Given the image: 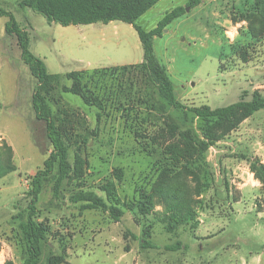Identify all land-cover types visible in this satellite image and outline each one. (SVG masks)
Returning <instances> with one entry per match:
<instances>
[{
  "label": "rangeland",
  "instance_id": "1",
  "mask_svg": "<svg viewBox=\"0 0 264 264\" xmlns=\"http://www.w3.org/2000/svg\"><path fill=\"white\" fill-rule=\"evenodd\" d=\"M20 1L0 0V7L12 12L28 29L31 50L45 61L49 72L62 74L54 91L59 100L55 107L73 109L77 120L74 133L89 136L83 153L90 165L82 185L65 180L55 196L57 170L43 184L37 204L39 219L47 220L51 231L41 264L50 255L62 253L67 257L63 264H264V188L261 183L259 188L253 187L255 177L250 171L253 158L264 163V109L211 146L191 167L198 172L203 188L195 229L186 224L177 233L168 232L162 205L147 216L136 206L126 208L120 221L100 209L83 210L71 196L80 189L98 191L102 183L114 179L117 167L125 172L120 184L122 197L133 198L137 183L150 187L162 154L154 145L146 149L144 143L133 140L123 111L108 108L98 119L97 107L64 92L62 85L70 84L65 75L74 70L139 63L144 59L143 46L130 23L93 25L104 30L89 24L63 26L50 23L31 8L20 7ZM188 2L160 0L137 21L150 30L168 11L186 7V13L154 39L177 98L188 107L208 104L216 108L242 98L249 100L255 90L264 93V34L253 36L244 20L255 0H202L195 7ZM8 20L0 15V136L12 145L17 170L0 179V264H23L17 238L10 241L8 236L18 232L20 219L15 215L27 210L32 176L43 167L52 144L45 122L36 117L33 106L36 78L22 60L16 38L6 31ZM122 82L130 85L127 76ZM134 83L138 85L137 79ZM154 100L165 109L166 119L162 110H151L152 118L144 130L149 137L157 134L165 121L201 134L192 112L174 108L157 95ZM74 153L71 146V161ZM187 181L191 188L197 185L192 175ZM143 240L151 245L144 247ZM178 241L183 248H169Z\"/></svg>",
  "mask_w": 264,
  "mask_h": 264
},
{
  "label": "trees",
  "instance_id": "2",
  "mask_svg": "<svg viewBox=\"0 0 264 264\" xmlns=\"http://www.w3.org/2000/svg\"><path fill=\"white\" fill-rule=\"evenodd\" d=\"M160 0H21L22 8H31L44 15L52 23L63 26L88 25L102 22L123 21L130 23L137 30L143 50L144 59L140 63L128 66L99 67L68 72L65 77L69 85H62L64 92H70L81 97L87 106H95L100 111L116 108L123 111V118L132 129V138L136 143L147 146L154 145V150L161 149L160 163L156 168V175L150 182V187L144 183L136 184V194L133 198L122 197L120 184L125 179L124 168L114 169V179H109L99 186V190H84L71 196L73 203H80L81 209H100L108 212L115 221H120L125 209L135 206L143 215L151 214L157 205L164 206V217L167 219L166 229L170 233H177L180 226L191 224L198 227L199 220L196 206L199 203L202 189L198 172L194 171L198 160L218 141L225 138L239 127L255 112L264 109V93L255 90L252 98L240 99L232 104L212 108L208 104L188 107L177 98L174 83L170 77L168 67L159 59L154 39L162 36L164 29L175 19L186 13L185 6H177L168 11L158 22L157 26L145 30L137 23L138 19ZM202 0H189L188 6L195 7ZM0 15L9 17L6 31L17 40L21 49V58L29 66V70L36 78L33 91V106L36 117L45 122V129L52 144V150L31 179L29 195L31 197L28 208L15 215L20 219L19 229L12 238L19 244V253L23 264H41L43 247L47 240L51 226L47 220H40L38 201L43 190L44 182L57 170L54 184V194L60 192L65 180H77L82 185L89 167V160L84 155L88 134L74 133L77 120L73 109L56 108L59 100L54 91L61 84L62 74L49 72L45 61L35 54L30 47L31 35L15 15L0 7ZM244 20L249 23L250 33L257 37L264 34V0H255L253 9L245 14ZM128 77L129 86L122 82ZM137 79L138 85H135ZM155 95L160 96L166 103L177 109L189 110L194 118L199 120L198 129L201 134L191 127L181 129L174 121H165L159 132L149 137L144 130L152 118L151 110H162L155 102ZM80 122H78L79 124ZM144 141V142H142ZM142 142V143H141ZM74 146V160H70V147ZM159 146L160 148H157ZM14 163V149L0 136V179L16 171ZM250 171L264 188V163L259 158H253ZM194 176L197 185L189 187L187 178ZM143 246L151 245L143 240ZM21 246V249H20ZM170 249L183 248L178 241ZM1 250V246H0ZM67 262L65 253L52 254L45 264H63ZM7 264H14L9 261Z\"/></svg>",
  "mask_w": 264,
  "mask_h": 264
},
{
  "label": "crops",
  "instance_id": "3",
  "mask_svg": "<svg viewBox=\"0 0 264 264\" xmlns=\"http://www.w3.org/2000/svg\"><path fill=\"white\" fill-rule=\"evenodd\" d=\"M113 22V21H112ZM112 22H110V23H112ZM110 23H107V24H110ZM90 26H88V27H90V28H94V29H97V30H104V27H101V28H97L96 26H93V25H95V23H92V24H89ZM24 26V25H23ZM117 26V25H116ZM143 60H141L140 62H142ZM139 62V63H140ZM167 66V65H166ZM169 71V70H168ZM249 118H247L243 123H245L247 120H248ZM1 134V133H0ZM2 135V134H1ZM252 175L254 176V174L252 173ZM253 187H257V188H259V185H260V182L258 181V180H256L255 178H253ZM243 187H245V186H243Z\"/></svg>",
  "mask_w": 264,
  "mask_h": 264
}]
</instances>
